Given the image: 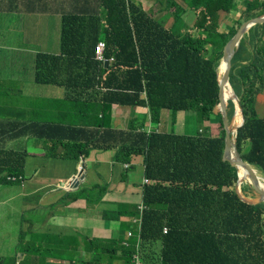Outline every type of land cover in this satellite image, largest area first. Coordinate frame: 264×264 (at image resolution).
Segmentation results:
<instances>
[{"label": "trees", "instance_id": "16d2710c", "mask_svg": "<svg viewBox=\"0 0 264 264\" xmlns=\"http://www.w3.org/2000/svg\"><path fill=\"white\" fill-rule=\"evenodd\" d=\"M181 1L187 9L176 0H158L162 12L175 10L170 29L133 0H101L106 15H92L89 22L83 15H63L59 55L35 56L34 82L63 87L67 93H76L73 99L84 100V104L88 96L100 95L90 93V88L95 91L103 85L107 90L102 93V111L111 104L147 105L155 124L160 122L162 110L174 114L194 111L209 120L220 102L218 67L224 48L244 22L264 16V0H245L238 28L231 27L228 33L219 32V13L240 14L236 0ZM185 10L198 17L196 27L203 31L200 36L187 32L182 20ZM101 42L107 47L105 56L115 58L114 64L106 66L96 60L95 48ZM114 79L117 84L113 86L110 81ZM230 84L245 116L237 132L238 151L244 161L264 175V117H259L255 108L257 96L264 90V25L252 28L241 40L232 60ZM224 92L229 100V94L225 89ZM34 97L27 96V102H33ZM234 113L235 105L229 101V122ZM216 116L221 125L219 137L108 131L124 143L116 159L127 162L134 154L142 155L146 177L153 180H144V210L142 217L136 218L140 233L132 237L129 246L120 239L89 241L92 258L97 257V249H102L101 256L115 259L121 252L120 260L130 264L137 254L143 260V252L158 243L161 264H264V203L243 202L235 191L238 169L223 161L226 132L221 114ZM17 128L49 142L50 131L57 127L32 123ZM67 137L58 141L74 149L73 158L89 154V145ZM25 159L24 153L0 149L1 187L20 183L9 178L25 177ZM154 180L173 182L175 186L163 187ZM261 183L264 186L262 179ZM70 189L76 188L69 186L67 190ZM246 189L251 187H242ZM68 197L71 200L68 198L66 205L78 201L75 193ZM85 200L90 208L101 203L87 196ZM158 204L164 208L159 210ZM70 214L63 209L64 218ZM125 214L105 213L117 222ZM61 228L66 230L67 224ZM254 251L258 257H252ZM8 259V264H24V260L18 263L15 258ZM5 260L0 257V264H7Z\"/></svg>", "mask_w": 264, "mask_h": 264}, {"label": "crops", "instance_id": "0c3cea01", "mask_svg": "<svg viewBox=\"0 0 264 264\" xmlns=\"http://www.w3.org/2000/svg\"><path fill=\"white\" fill-rule=\"evenodd\" d=\"M12 1L13 3L11 4L10 2L7 3L6 0H0V12H2L0 15V54L2 55H8L4 48L10 43L13 52L16 51L14 37L9 32L11 18L7 13L21 10L25 13L36 14L41 12L46 5L43 3V0ZM134 1L140 2L144 11H152V8L157 7L158 3L157 0ZM53 2L60 6L59 9L54 10L57 15L63 16L75 10L74 3L70 0H49V5L53 4ZM177 3L186 9L184 4ZM98 6L101 8V0H98ZM49 11H52L50 6ZM84 14V11L76 13V15ZM225 15L224 12L220 13L222 20L226 18ZM154 17L160 18L162 16L155 11ZM186 17L191 19L189 23H185L187 31L195 32L196 36H200L203 31L196 27L197 16L193 12L185 10L183 18ZM61 18L58 16L60 22ZM173 23L174 19L170 17L166 21V28L170 29ZM35 25L37 26H33L32 28L38 30L40 23L37 22ZM26 35L28 37V32ZM59 51L60 47H55L53 52L39 51V53L59 55ZM109 72L110 70L106 71L103 77L105 78ZM6 81L0 82V149L27 152L28 156L25 164L24 183H14L5 187L0 186V222H2L0 225L11 218L15 209L10 203L19 196L23 197L24 206L27 208L30 203L41 205V207L28 208L30 210L49 208V216L54 220L53 224L49 225V228L48 225L45 226L46 236L49 235L48 240L37 242L33 235L28 234L25 236L27 244L23 246L24 251L18 253L19 250H16L15 256H12L5 240L0 236V257H4V259L15 258L18 263L24 260V264H37L36 261L41 260V258L36 254L43 251V246H46L49 262L38 264H70L71 261L75 262L83 259V255L79 250L80 242L74 236H71L68 230L77 227L86 214H84L83 209L78 210L76 214L77 216L80 214L78 216L79 220L64 224H61L63 213L62 215L57 214L62 202L70 198L68 195L73 193L78 195V202L81 203V206L87 207L86 211L91 217H99V214L95 207L90 208L87 206L85 202L86 196L92 202L99 201L103 203L106 213L115 215L117 212H125V216L120 220L127 221V223L122 226L124 231H132L134 236L139 227L136 222L138 207L143 205L142 190L146 186L143 176V157L141 155H133L128 162L117 160L116 154L119 146H124V143L122 145L119 137L110 135L109 130L136 133H175L188 136H220V131L215 134L208 127L211 121L218 119L216 110H214V115L209 120H203L194 111H181L174 115L168 110H163L160 122L154 124L151 119L150 110L146 105L123 106L111 104L106 106L104 111H102L101 106L103 102L101 99L103 91L99 88L95 89V91H90V93L97 92L100 95L97 98H94L92 95L88 96L89 100L86 104H84V100L77 101L68 96L69 104L58 108V106H54L51 103L49 96L39 100L37 103L27 102L26 97L30 96L29 90H26L24 87L18 88L16 86V83H18L16 78L6 77ZM110 83L113 86L117 84L115 79L110 81ZM5 85L11 89H15V96L10 97L8 95V92L4 89ZM142 97H145L144 94ZM46 98H49V100H46ZM5 101L7 102L6 104H4ZM255 108L258 116L264 117V90L257 96ZM72 116H76V118L72 119ZM32 123L56 125L57 128L49 133V137L51 138L49 142H52V146L41 139L34 138L31 133H21L17 128L27 127ZM70 130L77 134L75 138L79 141L78 143L91 147L87 156H79L77 159L69 157V155L75 153L74 149L70 145L63 147L59 144L58 140L68 136ZM56 137L58 139L55 140ZM64 143L67 142L64 140ZM38 144L49 145V148L47 147L49 149V183H46L47 177L42 182H38L34 181V177L31 176L38 170V162H34V158L38 156L46 158L45 154L37 155L34 153ZM81 161H83L82 171L85 174V178L80 182L78 188L63 189L60 184L70 181L78 175ZM35 169L37 170L33 173ZM30 173L31 175H29ZM93 173L96 175L97 180L93 177ZM14 185L18 187H14ZM6 188H10L12 192L7 193ZM102 192H104L103 197L99 200ZM107 195H109V200L104 201L103 198ZM45 201H47L46 204ZM69 204L65 205L64 210H66ZM65 224H67L66 230L61 228V225ZM109 235L110 240H112L113 232H109ZM159 250L160 245L158 243L148 247L143 252L145 264H161ZM63 254H70L73 258L67 260L63 257ZM150 257L154 259L151 262L149 260ZM118 258L119 256L116 255L114 260ZM106 259L108 264L116 263L114 260L112 262L113 257L111 255ZM118 264L123 263L119 262Z\"/></svg>", "mask_w": 264, "mask_h": 264}, {"label": "rangeland", "instance_id": "374dc122", "mask_svg": "<svg viewBox=\"0 0 264 264\" xmlns=\"http://www.w3.org/2000/svg\"><path fill=\"white\" fill-rule=\"evenodd\" d=\"M7 3L10 2L13 3L12 0H6ZM74 3L75 10L72 12H68V14H76L79 11H84L85 14L84 19L86 22L90 21V18L92 14L100 16H105V11L98 6V0H70ZM158 1V0H157ZM156 1V2H157ZM180 4L183 5V3L180 0H176ZM236 2L239 5L240 14L234 15V14H226L225 19H221L220 13V27L219 32L221 33H228L229 28L234 27L238 28V22L241 20V14L244 10L242 2L244 0H236ZM43 3H45V8L36 14H30L25 13L21 10H17L15 12L7 13L9 17L11 18V22L9 23V32L11 35H13V39L15 40V49L16 51L13 52L11 43L7 44L5 46V51H7V54H0V82H7L6 77L10 78H16L17 82L16 86L18 88L24 87L26 90H29L30 96H35V98L32 100L33 103H37L39 100L49 96L51 103L54 106H58V108H62L65 105L69 104L68 96L74 98L76 96V93H67L65 88L55 86V85H39L34 82V61L35 56L39 51H45V52H53V49L60 47V32H61V22L58 19L59 17H62V15H57V13L54 11L55 9H59L60 6L56 5L55 2L53 4L49 5V0H43ZM140 3V2H139ZM141 4V3H140ZM158 5V3H157ZM49 6L52 8V11H49ZM157 7L152 8V13L154 14ZM187 9V8H186ZM69 11V10H67ZM149 11V10H147ZM198 13V12H197ZM2 12H0V15ZM182 20L185 23H189L191 21L190 18H182ZM37 22L40 23V27L38 30L33 29V26ZM37 31V32H36ZM28 32V37H27ZM188 32V31H187ZM39 34V36H38ZM193 36H196L195 32H192ZM247 63V62H244ZM4 89L8 92V95L10 97L15 96V89L9 88L7 85L4 86ZM72 119H75L76 116H72ZM128 118V117H127ZM235 124H237V118L235 119ZM208 127L212 129V132L215 134L218 131H221V125L219 120L211 121L208 124ZM116 131V130H115ZM77 134L70 130L68 133V140H73ZM58 139L57 137L55 140ZM50 146H52V142H47ZM47 144H38L37 149L34 151L37 155H46V158H42L40 156L34 158V162L37 163V169L33 170L34 175H31L34 177V181L42 182L45 177L48 178L46 183H49V145ZM48 147V148H47ZM69 157H72V155H69ZM128 162V161H127ZM129 164V163H128ZM143 169H144V179L145 180H153L151 178L146 177V166L144 163L143 158ZM38 172V173H37ZM32 173V174H33ZM37 173V175H36ZM259 174L264 177L260 172ZM36 175V176H35ZM84 178H85V174ZM95 180H97L96 175L92 174ZM87 177V176H86ZM156 184H162L163 187L173 188L175 186V183L173 182H158L154 180ZM264 181V180H263ZM67 184H70L69 181L61 183V187L65 190H67L66 187ZM249 186L251 189H246V191L242 190L243 186ZM14 187H18L17 185H14ZM238 192L245 197V200L249 202H257L258 201V195L255 192V190L252 188V186L249 183L248 180V173L246 180L243 181V184L241 187H235ZM7 193H11L10 188L5 189ZM104 192L101 193L99 196V199L101 200L103 197ZM145 194V188L142 190V196ZM104 201L109 200V195L103 198ZM69 201V199H65L62 204L61 208L58 210L57 214L62 215L63 209L62 206L66 205V203ZM47 201H45L46 204ZM10 205H13L14 212L10 219L6 220L2 225H0V236L5 240L7 247L10 250V253L12 256H15V251L19 250L18 253H22L24 251V247L27 244V241L25 239V236L28 234H31L34 236L35 240L37 242H43L49 239V235L46 236L45 232V226L52 225L54 220L49 216V208H35V209H28V208H34V207H41V205L30 203L28 208L24 206L23 197L19 196L15 200H13ZM96 208V211L99 214V217H91L90 214L86 211V206H81V203L76 201L69 205L67 209L72 212L71 215H69L66 218L61 219V224H64L66 222H77L79 220V217L77 216V211L83 209L84 214H86L82 220L80 221L79 225L77 227L68 230V232L71 234V236H74L79 244V250L83 255V259H80L83 261V264H108L107 257L101 256L102 249H97L96 252V258H92L89 249L87 247V243L89 241H92L96 243L100 240H110L109 232H113L112 240L113 239H120L122 241L123 245L129 246V243L131 241V237L133 236L132 231H124V228L122 225H125L127 221H121L117 222L114 220H111L108 216L105 215L106 210L103 203H97L94 205ZM158 209H163V205L158 204ZM23 209V211H21ZM144 207L139 206L138 207V213L137 217L141 218L143 214ZM112 215V214H111ZM2 222H0L1 224ZM141 227H138L136 230V233L134 235H138L140 233ZM21 237V239H20ZM139 253H142L139 251ZM38 257L41 258V260H37L36 263H47L49 262L48 254L46 246H43V251L41 253L36 254ZM117 256H119L118 259L114 260L112 259V262H116L115 264H118L119 262H122L125 264L122 260H120L121 252L117 253ZM63 257L67 260H71L73 256L70 254H63ZM10 259H6V263H9ZM78 260L76 264H82ZM114 260V261H113ZM113 264V263H112ZM130 264H145V258L143 256V260L134 263L133 260Z\"/></svg>", "mask_w": 264, "mask_h": 264}, {"label": "water", "instance_id": "95a60500", "mask_svg": "<svg viewBox=\"0 0 264 264\" xmlns=\"http://www.w3.org/2000/svg\"><path fill=\"white\" fill-rule=\"evenodd\" d=\"M264 25V16L248 20L244 22L236 35L228 42V44L225 46L223 51V57L222 62L225 63V69L222 77H220L221 71V64L218 67V79H219V87H220V102L219 105L216 107V113L221 114L223 126L225 129V148L223 153V161L230 163L232 166H235L238 169V181H237V187H241L243 182L240 181V175L239 170L240 168H243L248 173V180L252 188L255 190V192L258 195V201L256 203L249 202L245 200V198L238 192L236 189V192L239 196V198L248 204L255 205L257 203H264V186H262L261 179L264 180V177H262L257 169L252 167L249 163L243 160L241 154L238 151L237 147V141L234 135L237 133V131L244 125L245 122V116L243 114L242 110V104L236 93L234 92L231 84H230V74H231V68H232V60L233 57L237 54L239 50V46L241 43V40L244 38L248 32L256 27ZM107 64V63H106ZM228 84L232 88L233 96L234 98H230L229 100H226L225 98V85ZM229 101H232L235 105V113L232 118V121L229 122L228 117V105ZM241 112V123L235 124V119L237 118L238 113ZM84 179L83 173L80 171L78 175L73 177L69 183L70 186L73 188H77L80 185V182Z\"/></svg>", "mask_w": 264, "mask_h": 264}, {"label": "clouds", "instance_id": "9594fccd", "mask_svg": "<svg viewBox=\"0 0 264 264\" xmlns=\"http://www.w3.org/2000/svg\"><path fill=\"white\" fill-rule=\"evenodd\" d=\"M134 1V0H133ZM136 2H138V1H136ZM139 3V2H138ZM156 11H157V13L158 14H160L162 17H160V18H156V19H160V20H162V21H164L165 22V24H166V21L170 18V17H172L173 19H175L173 16H172V14H174L175 13V10H171L170 12H162V10H161V8H160V6L159 5H157V8H156ZM146 12H148L149 14H151L152 16H154V14L152 13V11H146ZM163 15H165V16H163ZM155 18V17H154ZM197 20H198V17H197ZM197 20H196V22H197ZM165 28H166V26H165ZM190 35L192 34V31H189L188 32ZM193 36V35H192ZM101 43H104V42H101ZM100 44V43H99ZM98 44V45H99ZM105 44V43H104ZM106 45V44H105ZM107 48V47H106ZM96 49V48H95ZM105 52H106V49H105ZM94 54H95V52H94ZM96 55V54H95ZM111 57H113V56H111ZM223 57V56H222ZM107 58V57H106ZM109 59V58H108ZM96 60H97V55H96ZM98 61V60H97ZM98 62H100V61H98ZM221 62H222V59H221ZM100 63H107L106 64V66H108V64H114L115 63V61L114 62H110V61H107V62H100ZM221 64V63H220ZM109 71V70H108ZM110 73V72H109ZM97 88H99L100 90H102V91H105V90H107L103 85H101L100 87H97ZM97 88H94V89H97ZM93 90V88H90V90L89 91H92ZM229 103V102H228ZM137 105H141V104H137ZM124 106H132V105H124ZM134 106H136V105H134ZM147 106V105H146ZM148 107V106H147ZM149 108V107H148ZM150 110V109H149ZM216 110V109H215ZM163 111V110H162ZM169 111V110H168ZM179 112H181V111H179ZM187 112V111H186ZM172 113V112H171ZM172 114H174V113H172ZM177 114V113H176ZM175 115V114H174ZM160 119H161V115H160ZM232 121V120H231ZM155 124V123H154ZM238 132V131H237ZM161 134H175V133H161ZM177 135H179V134H177ZM234 137L236 138L237 137V133L234 135ZM15 152H18V153H24V154H26V159H27V156H28V154H27V152H19V151H15ZM134 155H136V154H134ZM142 156V155H141ZM143 157V156H142ZM26 159H25V164H26ZM82 162L83 161H81V164H80V167H79V170L83 173V171H82V168H83V166H82ZM258 171V170H257ZM24 172H25V168H24ZM258 173H259V171H258ZM19 177H22V176H19ZM23 178V177H22ZM24 179V178H23ZM145 180V179H144ZM146 181H148V180H146ZM149 181H152V180H149ZM20 182V181H19ZM20 183H22V182H20ZM23 183H24V181H23ZM237 185V184H236ZM242 186V185H241ZM236 187V186H235ZM235 191H236V188H235ZM243 196V195H242ZM244 197V196H243ZM245 198V197H244ZM258 204V203H257ZM256 205V204H255ZM256 255H258V253L256 252V251H254L253 253H252V257H256ZM133 261H134V259H133ZM141 261H142V259H141Z\"/></svg>", "mask_w": 264, "mask_h": 264}, {"label": "built area", "instance_id": "2783aa9c", "mask_svg": "<svg viewBox=\"0 0 264 264\" xmlns=\"http://www.w3.org/2000/svg\"><path fill=\"white\" fill-rule=\"evenodd\" d=\"M105 49H106V45L104 43H100L96 47L95 54L97 55V60L100 61V62H107V61L114 62L115 61L114 57H110L109 59L106 58ZM9 179H11L13 182L20 181V182L23 183V181H24V179L22 177H12V178H9ZM69 186H70V184L66 185V187H69ZM164 231H166V229H164ZM139 261H141V258L137 254V255L134 256V261L133 262L136 263V262H139Z\"/></svg>", "mask_w": 264, "mask_h": 264}, {"label": "bare ground", "instance_id": "6f19581e", "mask_svg": "<svg viewBox=\"0 0 264 264\" xmlns=\"http://www.w3.org/2000/svg\"><path fill=\"white\" fill-rule=\"evenodd\" d=\"M224 69H225V63L221 62V68H220L221 74H220V77H222V75L224 73ZM225 90L229 94L230 98L231 97L234 98L233 91H232V88L230 87V85L226 84L225 85ZM241 120H242L241 119V112H239L238 115H237V124H240ZM239 175H240V181L243 182L244 180H246L247 171L245 169H243V168H240Z\"/></svg>", "mask_w": 264, "mask_h": 264}]
</instances>
